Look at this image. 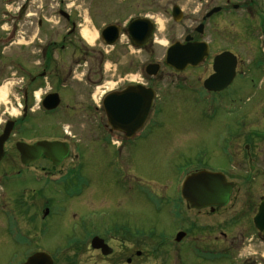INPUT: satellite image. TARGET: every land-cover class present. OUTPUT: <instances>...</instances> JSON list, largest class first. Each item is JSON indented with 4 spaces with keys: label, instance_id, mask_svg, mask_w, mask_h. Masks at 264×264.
<instances>
[{
    "label": "flooded vegetation",
    "instance_id": "obj_1",
    "mask_svg": "<svg viewBox=\"0 0 264 264\" xmlns=\"http://www.w3.org/2000/svg\"><path fill=\"white\" fill-rule=\"evenodd\" d=\"M33 3L31 0H2L4 9L0 10V91L4 88L3 82L9 78L10 69L13 70L11 83L14 90L9 101L5 102L0 97V118L3 117L0 120V138L6 135L2 146L0 144V264H27L38 252L50 255L53 264H85L81 257L86 252L94 253L98 262L136 264L142 255L139 246H144L147 240L133 241L130 224H113L109 217L103 223L82 226L84 230L72 239L68 247L55 253L48 252L39 246L37 237L38 214L43 218V210L38 211L36 200L25 205L24 200L16 199L10 200L8 204L7 186L13 180L28 179L34 183L45 182L42 184L43 189L55 185L58 187L56 191L62 196L82 198L86 187L90 185V174L95 165L105 163L111 173L118 164L127 167V161L133 159L134 144L148 139L156 129L165 128L158 88L166 81V74L174 75L178 80L190 74L191 83L188 86L181 83L179 88L186 89L184 97L191 96L194 100L204 98L223 102L228 100L226 97L233 86L242 88L250 96L264 98V47L261 44V41L264 44V0H206L207 4L215 5L206 12L203 20L223 16L227 27L231 20L236 36L243 41L245 49L254 55L245 56L242 52L238 55L237 47L225 46L223 33L217 31L219 29H216L218 34H215V29H205V24L191 25V29L178 41L183 44L205 41L208 55L200 65H189L182 70H176L166 63L167 48L163 57L157 58L154 16L141 14L131 17L121 26L120 35L113 43H106L109 36H105L106 39L103 36V29L107 26L104 25L96 30L98 43H89L81 33V24L62 5L54 13H40L38 16L27 12ZM213 10L217 11L209 15ZM240 10L245 12L244 19L237 18ZM172 17L178 23L183 20L184 10L181 6H172ZM216 17L214 22L217 21ZM54 18H58L57 23L63 22L68 27L60 29L61 33L55 30L52 24ZM135 18H149L153 22L148 38L145 35L140 38L143 43L140 47L135 45L129 35L128 25ZM242 20L248 23L250 31ZM236 23L237 26L245 25L243 33L237 30ZM145 29L149 30L148 27ZM124 33L128 34L129 46L143 53L145 60H140L136 65L134 56L129 57L133 52L121 56L122 60H126L124 63L120 61L119 65L128 71L123 82L118 84L117 80L112 79L117 78L119 53L116 47L126 48L121 44ZM206 33V39L197 36ZM224 53L234 56L228 54L220 58ZM250 57L252 59L248 60ZM216 63L219 65L216 66ZM202 70L205 76L199 74ZM136 75L139 78H132ZM240 79H247V82L241 83ZM147 87L155 91L156 98L145 123L138 126L134 137H128L133 132V126L119 123L117 101L125 90L130 89L136 94L139 112L147 101ZM242 94L245 95L244 92ZM108 103L112 106L110 111L106 106ZM41 141L54 145L48 152L43 151L38 156L31 148L23 152L20 147L22 143L33 146ZM249 148L246 143L245 149L251 164L254 158ZM186 205L192 212L205 209L216 213L222 208L210 206L194 209L188 203ZM183 219L184 225L177 226L168 239L159 244L158 251L162 252V259H172L174 256L179 259L182 244L190 257L206 259L208 253L213 251L221 255L234 253L239 257L249 247L251 242L248 241L255 243V238L260 242L263 240L257 229L254 236L247 238L243 233L236 239L229 238L225 226L219 222L198 221L191 215H185ZM96 237L100 240L97 238L94 243ZM161 248L172 251L170 256L166 257L168 253ZM64 251L70 254L66 255ZM256 255L257 252L250 253L244 258L243 264H261L258 259L263 254H259L258 259Z\"/></svg>",
    "mask_w": 264,
    "mask_h": 264
},
{
    "label": "rangeland",
    "instance_id": "obj_2",
    "mask_svg": "<svg viewBox=\"0 0 264 264\" xmlns=\"http://www.w3.org/2000/svg\"><path fill=\"white\" fill-rule=\"evenodd\" d=\"M31 1L34 2L33 7L27 12L38 16L40 13L41 15L54 13L55 9L62 5L81 24L82 35L85 30L88 31L89 35L95 38V43H98L96 30L104 25L122 26L131 17L148 14L154 16L156 21L154 44L157 46V58L163 57L170 43L182 39L183 34L191 29V25L198 26L201 23L205 24V29L214 28L215 34L223 33L221 34L224 39L223 44L237 47L238 55H241V52L245 56L254 55L253 52L245 49L243 41L236 36L231 20L228 22V27L224 24L223 16H215L216 22L213 20L215 17L212 20L208 18L203 20L206 12L215 5L207 4L206 0ZM233 1L238 2V0ZM173 5H179L184 10V18L179 23L172 17ZM2 9L4 5L0 0V10ZM244 14L243 10L238 11L237 18L244 19ZM57 21L58 18H54L53 28L61 33L60 29L67 28L68 25ZM242 22L250 31L248 23L243 20ZM244 24L237 26V30L241 33ZM216 29H219L218 33ZM197 36L206 39L207 33ZM122 37L121 44L126 48L116 47L119 53L117 78L112 79L117 80L118 84L123 82L128 71L127 68L119 65L120 61L124 63L126 60V58L122 60L121 56L126 52H133L129 57L134 56L137 60L136 65L140 60H145L143 53L132 50L129 46L127 34L124 33ZM227 39L229 42H226ZM261 44L264 47L263 41ZM250 59L252 58H248ZM12 72L13 70L10 69L9 78L3 82V91L6 92L3 98L5 102L11 100L14 93L11 83ZM199 74L205 76V71L202 70ZM166 75V81L158 88L160 92L158 101L160 106L162 105L165 128L156 129L148 139L134 144L133 159L127 161V167L118 164L111 173L105 163H101L100 166L95 165L90 174L91 180L88 183L90 185L86 187L82 198L62 196L56 191L58 187L55 185L43 189L42 184L45 182L34 183L28 179H20L9 183L6 192L7 200L9 198L8 204L10 200L16 199L24 200L25 205L36 200L38 211L41 212L45 207L50 209L49 216L45 219L38 214L39 246L55 253L68 247L72 239L78 237L80 231L84 230L82 226H92L94 222L103 223L109 217V221L113 224L128 222L132 227L133 241H141L144 238L147 240L144 246H139L142 255L138 257L136 264H243L244 258L250 256L252 252H257L255 256L257 259L260 257L259 254H263L258 260L264 264V240L260 242L256 238L255 243L248 241L251 242L249 247L242 251L239 257L234 253L221 255L214 251L208 253L206 259L190 257V253L182 244L179 259L177 256L172 259H162V252L158 251L159 244L164 243L177 226L184 225L185 215H191L198 221L221 223L225 226L224 230L229 233V238L239 239L243 233L247 238L254 236L256 230L252 218L264 196V98L250 96L242 88L233 86L226 97L228 100L220 102L206 99L200 102L191 96L184 97L186 89L179 88L181 83L185 86L191 83L188 77L190 74H187V77L183 75L179 80L174 75ZM132 78H139V75ZM239 81L244 83L247 79ZM243 92L245 95L242 94ZM246 143L250 146L249 152L254 158L252 162L254 167L249 164ZM196 169L223 172L229 182L235 183L229 204L216 213H210L205 209L192 212L193 210L187 207L180 195L182 183L188 174ZM33 189L37 191L33 192ZM162 250L168 253L166 257L172 252ZM64 253L70 254L69 251ZM235 253L237 254V251ZM95 256L94 253L86 252L81 257L82 262L109 264L98 262Z\"/></svg>",
    "mask_w": 264,
    "mask_h": 264
},
{
    "label": "water",
    "instance_id": "obj_3",
    "mask_svg": "<svg viewBox=\"0 0 264 264\" xmlns=\"http://www.w3.org/2000/svg\"><path fill=\"white\" fill-rule=\"evenodd\" d=\"M176 14V12H174ZM179 19V18H177ZM151 21L148 19H137L131 22L130 24V33L133 39L139 43L140 38L145 35L147 37L148 33H151ZM146 27L149 28L145 29ZM103 36L106 39L107 43H113L119 36V28L117 26H108L103 30ZM189 38H187L188 40ZM207 55L206 43H187L183 45L179 42L173 44L167 52L166 61L169 65L173 66L176 69H181L185 65L193 64L198 65ZM140 96V95H139ZM131 97H134L132 100ZM136 94L131 91L123 93L119 96L117 101L116 109L119 112L117 115L119 123L124 126L131 125L133 126L132 131H135L139 125L143 124L147 118V114L151 108L152 101L154 98L153 91H148V97L146 98V103L143 106V109L138 112V106L135 100ZM107 108H112L111 104L106 105ZM113 118V117H112ZM125 130V127L123 128ZM5 136L0 139V144L2 146ZM54 144L49 142H40L34 146L22 145L21 149L24 152L25 149L31 148V151L34 153L48 152ZM234 184L227 181L226 177L221 173H210L202 171L196 174H193L187 178L183 186V196L192 204L194 207H205V206H217L225 205L229 202V198L232 192ZM256 227L264 235V198L259 206L258 213L254 218ZM96 237L94 243L96 242ZM98 240H100L98 238ZM98 245V244H97ZM37 263V264H53L52 258L45 252H38L32 256L27 264Z\"/></svg>",
    "mask_w": 264,
    "mask_h": 264
},
{
    "label": "bare ground",
    "instance_id": "obj_4",
    "mask_svg": "<svg viewBox=\"0 0 264 264\" xmlns=\"http://www.w3.org/2000/svg\"><path fill=\"white\" fill-rule=\"evenodd\" d=\"M90 33H88V31H84V36H85V38L87 39V41L89 42V43H93L94 41H95V38L93 37V36H91V35H89ZM4 90V89H3ZM3 90H1L0 91V97L3 99L4 97H5V95H6V92L5 91H3Z\"/></svg>",
    "mask_w": 264,
    "mask_h": 264
}]
</instances>
